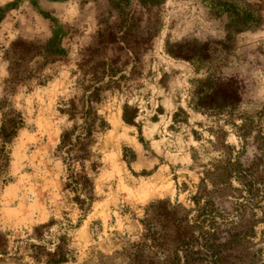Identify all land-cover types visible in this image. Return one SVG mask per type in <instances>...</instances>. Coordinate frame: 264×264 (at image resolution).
I'll use <instances>...</instances> for the list:
<instances>
[{
    "label": "rangeland",
    "instance_id": "rangeland-1",
    "mask_svg": "<svg viewBox=\"0 0 264 264\" xmlns=\"http://www.w3.org/2000/svg\"><path fill=\"white\" fill-rule=\"evenodd\" d=\"M144 1L0 0V264L263 260L264 200L247 190H264V0ZM119 11L130 36L102 39ZM194 38L229 42L238 106L195 107L207 65L165 50ZM93 86L99 121L74 158L62 136Z\"/></svg>",
    "mask_w": 264,
    "mask_h": 264
},
{
    "label": "trees",
    "instance_id": "trees-1",
    "mask_svg": "<svg viewBox=\"0 0 264 264\" xmlns=\"http://www.w3.org/2000/svg\"><path fill=\"white\" fill-rule=\"evenodd\" d=\"M157 0H145V3L156 4ZM233 11H237V7L229 5ZM121 14L120 21L116 23L110 29L109 25H106L101 33V38L108 33V37H116L118 33H121L120 38L124 39L131 34V28L135 23V16L130 13H124L119 11ZM244 17L240 21V27L249 26V23L255 19L253 12L246 10ZM129 40V39H128ZM128 43L127 41H122ZM165 50L168 56L173 59L181 60L184 62H196L200 65H207L208 74L197 81L194 88L193 95L195 97V107L197 109L222 112L229 108L238 106L244 97L245 87L241 79L237 76H223L220 72L221 66L227 61L230 54V44L227 39H192L184 42H166ZM111 74L108 76L113 77L116 73L110 70ZM115 73V74H114ZM102 86H93L92 91L88 94L87 99L83 100L82 106V117L83 121L80 125H73L71 132H64L62 136L63 142H65L69 149L76 151L74 158H82L84 156V147L88 144L92 137L93 131L96 129V122L99 121L93 106V97H96V93L101 89ZM70 111V109H67ZM73 110V108H71ZM98 127H102L103 124L100 122ZM16 126H12L9 130H2V136L8 139L12 136ZM75 138L74 142L72 138ZM7 141L4 140L3 144L0 145V161H3L2 166L6 165L9 160L8 149L6 148ZM78 152V153H77ZM251 185V184H250ZM248 185L247 191H253L255 189L260 195V198L264 200V190L260 187L253 188V185ZM264 189V188H263ZM260 193V194H259ZM264 208V207H262ZM264 212V209H263ZM210 232H201L199 237L203 240V246L210 251H213V245L210 237ZM214 235V234H213ZM264 254V251H263ZM223 261L218 259L216 264H227L222 263ZM264 264V258L260 262Z\"/></svg>",
    "mask_w": 264,
    "mask_h": 264
}]
</instances>
